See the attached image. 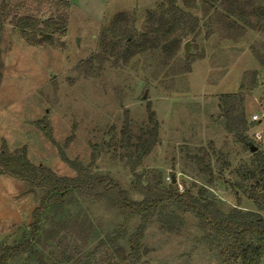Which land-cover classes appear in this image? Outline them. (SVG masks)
<instances>
[{"label": "rangeland", "instance_id": "rangeland-1", "mask_svg": "<svg viewBox=\"0 0 264 264\" xmlns=\"http://www.w3.org/2000/svg\"><path fill=\"white\" fill-rule=\"evenodd\" d=\"M165 1L69 0L66 35L43 47L24 41L7 21L0 29V152L24 150L33 166L45 167L58 177H74L72 163L90 167L93 174L118 182L132 200L142 199L132 191L136 174L147 182L153 174H160L163 186L172 183L180 191L189 188L194 195L216 202L223 213L233 208L256 212L243 190L234 193L231 189V183L239 179L236 173L250 164L251 154L226 129L219 97L239 94L244 74L258 73L255 90L245 81L241 107L246 135L264 153V79L253 56V49L261 50L264 35L249 31L237 42L218 32L206 37V20L195 12L201 18L202 33L195 40H184L177 57L186 64L183 45L189 41V73L169 75L152 54L137 56L127 65L108 62L96 66L88 79L78 77L74 70L96 51L101 29L113 16L129 14L141 32L146 14ZM5 5L7 12L16 7L20 14L40 18H48L55 9L53 0H0V8ZM148 110L156 114L158 143L135 165L136 157L129 159L133 150L126 148L123 133L130 136L131 145L136 143L148 124ZM254 115L257 121L252 120ZM199 158L208 164L213 179L202 170ZM40 197L41 192L26 183L0 176V251L28 237L30 213ZM167 216L166 222L158 221L146 230L139 264H230L201 242L191 216L178 212ZM73 221L91 227L88 244L82 246L67 235L49 244L43 261L113 264L106 248L94 257L92 253L110 235L122 236L121 243L127 248V239L139 224L137 219L126 223L104 204L76 197L59 209L50 208L41 228L51 230L54 223ZM36 261L26 254L8 264Z\"/></svg>", "mask_w": 264, "mask_h": 264}, {"label": "trees", "instance_id": "trees-1", "mask_svg": "<svg viewBox=\"0 0 264 264\" xmlns=\"http://www.w3.org/2000/svg\"><path fill=\"white\" fill-rule=\"evenodd\" d=\"M178 1L166 0L155 11L148 12L141 32L135 29L129 14L113 16L107 26L101 29L96 51L76 65L74 70L77 76L92 78L96 66L108 62L113 66L127 65L143 54L156 55L158 65L165 72L169 71V75L189 73V57L183 60L185 65L179 63L177 57L184 40H195L202 33L201 18L195 12L206 20V37L218 32L224 39L237 42L249 31L264 35V0H180V5ZM53 4L54 14L48 18L20 14L16 7L12 14L7 12L5 5L3 9L0 8V29L8 21L27 43L40 47L53 44L55 39L66 35L70 9L66 2L53 0ZM260 48L253 49V56L264 79V44ZM246 80L250 90L258 87V73H246L240 84V93L220 96L219 102L226 119V129L251 154L250 164L236 173L239 179L231 183V189L234 188V193L243 190L247 199L256 207V212L233 208L223 213L216 202L203 199L202 194L199 197L194 195L189 188L184 187L180 191L176 184L163 186L160 174H153L150 182L144 180L143 175L136 174L132 191L142 199L132 200L118 182L109 176L93 174L90 167L84 168L72 163L75 176L58 177L45 167L33 166L27 160L24 150L8 154L2 149L0 176L26 183L30 188L40 191L41 197L30 213L28 237L14 246L3 247L0 251V264H8L11 259L26 254L32 255L38 264H48L43 261V252L47 251L50 243L62 240L67 235H73L77 238L75 240L82 242V246H86L91 236V227L85 222L54 223L51 230L41 228L42 217L50 208L59 209L76 197L104 204L126 223L132 219L139 221L135 232L127 239V248L121 243L122 236L110 235L99 243L92 257L99 249L106 248L114 260L113 264H139L142 257L141 241L148 227L158 221L166 222L167 214L178 212L191 216L201 232V242L217 250L219 256L230 264H261L264 259V153L258 149L251 152L255 146L246 135V116L241 107ZM155 116L153 111L148 110V124L140 130L136 143L131 145L130 136L123 133L126 148L132 147L133 150V154L128 157H136L135 165H139L158 143L159 124ZM198 164L213 179L203 158L198 159ZM57 262L64 264L66 261Z\"/></svg>", "mask_w": 264, "mask_h": 264}, {"label": "water", "instance_id": "water-1", "mask_svg": "<svg viewBox=\"0 0 264 264\" xmlns=\"http://www.w3.org/2000/svg\"><path fill=\"white\" fill-rule=\"evenodd\" d=\"M189 46H190V42L189 41H187L186 43H184V45H183V51H184V55L187 57L188 56V54H189ZM251 152H256L257 151V148L256 147H252L251 148V150H250ZM175 182V179H174V177H173V183Z\"/></svg>", "mask_w": 264, "mask_h": 264}, {"label": "built area", "instance_id": "built-area-1", "mask_svg": "<svg viewBox=\"0 0 264 264\" xmlns=\"http://www.w3.org/2000/svg\"><path fill=\"white\" fill-rule=\"evenodd\" d=\"M252 120H253V121H257V120H258L257 116L254 115V116L252 117Z\"/></svg>", "mask_w": 264, "mask_h": 264}, {"label": "crops", "instance_id": "crops-1", "mask_svg": "<svg viewBox=\"0 0 264 264\" xmlns=\"http://www.w3.org/2000/svg\"><path fill=\"white\" fill-rule=\"evenodd\" d=\"M59 1H62V2H66L68 4H70L69 0H59ZM73 5V4H72ZM91 9V8H90Z\"/></svg>", "mask_w": 264, "mask_h": 264}]
</instances>
